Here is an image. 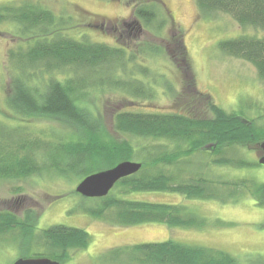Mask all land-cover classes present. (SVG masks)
I'll return each mask as SVG.
<instances>
[{"label": "trees", "instance_id": "obj_1", "mask_svg": "<svg viewBox=\"0 0 264 264\" xmlns=\"http://www.w3.org/2000/svg\"><path fill=\"white\" fill-rule=\"evenodd\" d=\"M134 2L132 13L136 22L141 21L147 29L161 34L172 19L166 4L162 0ZM196 5L203 17L224 13L232 16L242 28L264 30V0H196ZM95 18L97 16L90 12L82 14V19H88L92 28L99 26ZM11 22L19 26L16 37L22 42L8 51L10 77L5 103L12 114L11 120L56 118L73 127L75 133L50 142L45 136H32L19 124L10 126L0 121V180L42 175L45 170L67 178L74 174L84 179L138 157L142 169L121 179L115 186L121 196L110 192L104 198H97L100 204L87 211L105 221L112 219L117 226L162 223L183 227L195 224V219L200 220L183 205L134 201L122 195L135 191L175 192L190 198H219L226 202L225 195L212 192L215 182L202 172L195 173L191 168L197 178L194 182L193 179L184 182L187 166L196 165L191 164V157L199 151H209L218 156L212 160L215 165H260L258 161L226 156L228 149L233 147L260 148L264 141V125L225 111L209 94L197 89L184 33L172 20V33L181 39L178 63L185 89L176 100L182 104L183 112L131 110L117 111L113 116V128L118 134L159 142L139 150L127 140L112 139L106 132L101 113L92 110L87 103L92 92L102 90L106 84L116 89L121 87L116 72L132 62L133 55L129 56L128 48L71 36L67 27L76 26L74 18L59 17L36 0L0 6V24ZM103 24L104 21L100 27ZM106 28L110 31L115 26L109 23ZM220 48L229 56L251 63L264 80V38L240 36L221 42ZM142 49L151 54L161 52L160 47L149 44ZM58 71L71 74L57 79L54 74ZM133 81L137 79L133 77ZM131 86L124 89L132 93ZM204 109L210 112V117L202 116ZM169 143L175 147L169 149ZM223 184L229 188L235 186L236 192L246 187L257 204L264 208V183L245 179ZM36 221L37 217L30 210L25 220L12 211H0V237L18 231L19 238L15 241L26 242L27 249L30 250L32 244L45 248L30 258L47 257L61 264L70 260L71 251L84 250L91 242L86 230L65 225H54L37 233L33 230ZM99 264H237V259L222 250L168 240L110 249Z\"/></svg>", "mask_w": 264, "mask_h": 264}, {"label": "rangeland", "instance_id": "obj_2", "mask_svg": "<svg viewBox=\"0 0 264 264\" xmlns=\"http://www.w3.org/2000/svg\"><path fill=\"white\" fill-rule=\"evenodd\" d=\"M20 1L0 0V6ZM36 1L59 17H73L76 26L67 27L71 36L110 46H125L129 56L133 55L127 67L117 69L116 77L122 82L121 87L116 89L106 84L102 90H94L87 102L92 110L101 113L106 132L112 139L119 142L127 140L136 150L159 143L115 132L113 116L117 111L183 112L182 104L176 100L185 89L182 68L178 63L181 39L172 33L171 20L184 33L197 89L209 94L225 111L255 119L264 125V80L251 63L229 56L220 48L221 42L240 36L264 38V30L242 28L232 16L224 13L203 17L196 0H162L172 19L161 34L147 29L141 21L136 22L132 13L134 0ZM84 12L97 16L93 20H98L99 26L92 28L88 19H82ZM102 21L104 24L100 27ZM124 21L128 25L123 26ZM109 23L115 26L114 30H107ZM18 33L19 26L15 23L0 24V121L10 126L19 124L32 136H45L44 139L50 142L57 137L74 134L73 127L56 118L11 120L12 114L5 103L10 77L8 51L22 43L16 37ZM146 44L160 47L161 52H144L142 47ZM66 72L58 71L54 76L63 79L71 74ZM133 77L137 81H133ZM128 85H132V93L124 89ZM202 116L210 117L211 114L205 111ZM168 145L169 149L175 147L173 143ZM259 150L253 148L250 152L247 148L233 147L228 149L226 156L257 162L259 155L256 152ZM216 157L209 151L195 153L190 162L196 165L187 166L189 172L186 171L183 180L188 183L193 179L194 182L197 178L195 173L202 172L203 176L215 182L212 192L225 195L226 202L219 198H190L175 192L135 191L122 195L134 201L183 205L187 212L200 218L198 221L195 219L193 225L170 227L162 223H144L123 227L113 224L112 219L96 218L87 209L97 207L100 199L85 198L76 193L82 179L74 174L63 177L51 170L19 180H0V211H12L23 220L27 212L32 211L37 217L33 229L37 233L54 225L86 230L91 235L89 246L84 250L71 251L70 260L64 264H99L101 257L110 249L168 240L228 252L235 256L237 264H264V208L257 204L246 187L236 192L235 186L229 188L223 184L245 179L264 183V166H220L212 163ZM133 159L137 161L139 158ZM115 192L121 194L117 187L111 191L112 194ZM18 238V231L0 237V264H13L20 258H30L45 250L34 244L29 250L26 242L15 241Z\"/></svg>", "mask_w": 264, "mask_h": 264}, {"label": "water", "instance_id": "obj_3", "mask_svg": "<svg viewBox=\"0 0 264 264\" xmlns=\"http://www.w3.org/2000/svg\"><path fill=\"white\" fill-rule=\"evenodd\" d=\"M264 151V141L260 144ZM260 165H264V157L259 159ZM142 169V163L137 161H122L116 166L92 173L86 176L76 187V193L89 198H104L110 194L115 185L123 178L137 174ZM13 264H61L59 261L47 257L20 258Z\"/></svg>", "mask_w": 264, "mask_h": 264}, {"label": "flooded vegetation", "instance_id": "obj_4", "mask_svg": "<svg viewBox=\"0 0 264 264\" xmlns=\"http://www.w3.org/2000/svg\"><path fill=\"white\" fill-rule=\"evenodd\" d=\"M134 18H135V17H134ZM253 148H256L257 150H259L261 147H260V148H257V147H254V146H248V147H247L248 151H250V152H251V150H253ZM245 149H246V148H245ZM258 153H259V154H258ZM256 154L259 155V157H258L259 159L262 158V157H264V151L262 150V148H261V150H259V152H256ZM259 159H258V160H259ZM258 162H259V161H258ZM261 166H264V165H261Z\"/></svg>", "mask_w": 264, "mask_h": 264}]
</instances>
